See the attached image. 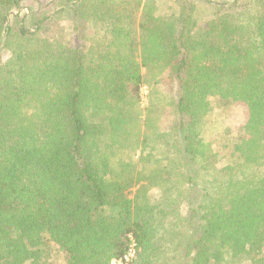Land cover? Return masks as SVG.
<instances>
[{"label": "trees", "instance_id": "1", "mask_svg": "<svg viewBox=\"0 0 264 264\" xmlns=\"http://www.w3.org/2000/svg\"><path fill=\"white\" fill-rule=\"evenodd\" d=\"M175 5L0 0V264H264V0Z\"/></svg>", "mask_w": 264, "mask_h": 264}, {"label": "rangeland", "instance_id": "2", "mask_svg": "<svg viewBox=\"0 0 264 264\" xmlns=\"http://www.w3.org/2000/svg\"><path fill=\"white\" fill-rule=\"evenodd\" d=\"M158 1H159V4L162 5L166 10H169L170 11L171 8H174V10H177V6L175 5V1L176 0H158ZM29 4L27 6H30ZM147 96H148V90L146 88H143V90H142L143 106H145L146 103H147V101H148V97ZM219 113L220 112H218L217 115ZM218 116L220 117V114ZM220 118L224 120L223 117H220ZM236 124H237V122H236ZM207 137L210 138L209 135ZM211 147L214 149V145L213 144H212ZM135 192H136V188L132 190V193H131L130 196L133 197L134 194H135Z\"/></svg>", "mask_w": 264, "mask_h": 264}, {"label": "built area", "instance_id": "3", "mask_svg": "<svg viewBox=\"0 0 264 264\" xmlns=\"http://www.w3.org/2000/svg\"><path fill=\"white\" fill-rule=\"evenodd\" d=\"M134 256H135V245L133 244L129 250L128 255L125 257L124 264H132V259Z\"/></svg>", "mask_w": 264, "mask_h": 264}]
</instances>
